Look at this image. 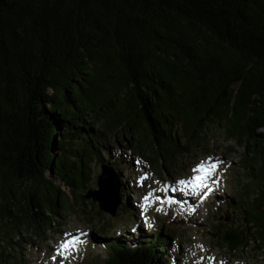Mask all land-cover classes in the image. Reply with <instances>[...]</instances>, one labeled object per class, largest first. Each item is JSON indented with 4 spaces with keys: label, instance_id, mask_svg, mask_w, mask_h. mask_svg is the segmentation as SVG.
Wrapping results in <instances>:
<instances>
[{
    "label": "trees",
    "instance_id": "obj_1",
    "mask_svg": "<svg viewBox=\"0 0 264 264\" xmlns=\"http://www.w3.org/2000/svg\"><path fill=\"white\" fill-rule=\"evenodd\" d=\"M216 137L243 154L212 235L264 258V0H0V264H28L76 200L89 217L92 167L135 158L163 183ZM117 212L103 264H168L175 233Z\"/></svg>",
    "mask_w": 264,
    "mask_h": 264
},
{
    "label": "rangeland",
    "instance_id": "obj_2",
    "mask_svg": "<svg viewBox=\"0 0 264 264\" xmlns=\"http://www.w3.org/2000/svg\"><path fill=\"white\" fill-rule=\"evenodd\" d=\"M106 143L116 147L117 150H122L126 146L125 142L116 143L112 138L106 140ZM242 154L243 150L235 144L216 137L202 143L199 149L194 150L187 159L184 158L183 163L171 176L164 174L163 183L152 178L143 164L137 163L133 158L134 169L127 172L117 171L119 175L117 178L121 184V177L124 176L122 172H125V175L127 174L132 180L127 185L131 193L133 190L137 196L129 193L125 197L119 191V208L123 204L130 205L134 215V221L130 225L139 224L148 228L150 230L148 234L164 232L166 229L175 233L171 237L170 245L174 251L168 264H264V258L260 254H253L250 249L230 252L225 246H220L219 241L212 235L213 227L217 223H222L224 227L231 226V218L225 219V207H222L218 215L217 208L230 200L235 193L238 173H242L239 166ZM208 157L213 158L209 164L219 161L214 174L206 181L210 190L200 188L193 191L190 187L178 183L181 179L188 180L196 175L197 173H193L192 169L198 162L207 160ZM99 174L100 167H92L90 189L97 188L96 181ZM213 180L215 183L212 182ZM242 182L244 183V180ZM149 190L153 191L152 200L146 209H142L143 197ZM175 194L186 200L184 206L179 208L166 201ZM202 194L203 198H201ZM156 197H160V200H156ZM77 202L76 200L73 211L62 213V219L55 221V225H52L51 231L46 235V241L37 245V251H32L31 255L27 256L28 264H103L107 255L104 243L98 240L99 237H117L115 234L124 232L127 224L119 218L118 212L113 218L100 212L102 216L96 217V221L92 223L94 214L99 211L97 203L93 202L95 206L88 217L77 210L79 209L76 207ZM100 219H104L105 226L110 227H106L104 234L98 232V227L102 225ZM240 224L239 220L234 223V225ZM66 233L76 237L77 244L74 251L62 253L58 251L59 244L63 240L71 239ZM93 241L98 245L95 246Z\"/></svg>",
    "mask_w": 264,
    "mask_h": 264
},
{
    "label": "water",
    "instance_id": "obj_3",
    "mask_svg": "<svg viewBox=\"0 0 264 264\" xmlns=\"http://www.w3.org/2000/svg\"><path fill=\"white\" fill-rule=\"evenodd\" d=\"M96 189H89L84 194V199L97 203L100 212L116 216L119 207L120 184L113 168L101 165L100 174L96 181Z\"/></svg>",
    "mask_w": 264,
    "mask_h": 264
},
{
    "label": "snow or ice",
    "instance_id": "obj_4",
    "mask_svg": "<svg viewBox=\"0 0 264 264\" xmlns=\"http://www.w3.org/2000/svg\"><path fill=\"white\" fill-rule=\"evenodd\" d=\"M212 157H208L207 160L198 162L195 167L192 169L193 173H197L196 175H193L188 180L181 179L178 181L181 185H186L190 187L193 191L196 189H208V184L206 181L209 179L210 176H212L219 166V161L212 162L209 164V161H212ZM215 183V181H212ZM206 194V193H205ZM153 197V191L149 190V192L143 197V203L141 204L142 209H146L149 206V202L152 200ZM203 198V194L201 196ZM156 200H160V197H156ZM67 236H70L71 239L63 240L59 244L58 251L62 253H68L75 250L76 244H77V238L72 236L70 233H66ZM55 259V257H53Z\"/></svg>",
    "mask_w": 264,
    "mask_h": 264
}]
</instances>
